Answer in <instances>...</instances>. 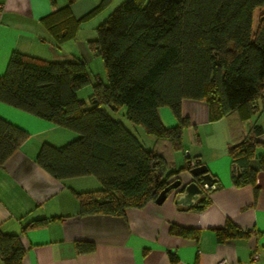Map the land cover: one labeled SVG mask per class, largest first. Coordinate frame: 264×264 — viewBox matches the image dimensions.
<instances>
[{
	"label": "trees",
	"instance_id": "16d2710c",
	"mask_svg": "<svg viewBox=\"0 0 264 264\" xmlns=\"http://www.w3.org/2000/svg\"><path fill=\"white\" fill-rule=\"evenodd\" d=\"M75 1L67 0L65 7L43 19L57 44L74 38L82 22L102 13L112 0H102L78 20L70 11ZM88 49L102 58L105 82L92 77L83 61L55 63L18 52L0 75L1 103L78 135L59 147L42 145L36 163L60 181L85 176L99 181L100 189L76 194L81 216L123 217L129 208L154 202L181 170L203 166L195 159L194 166L169 168L162 154L145 148L103 106L112 112L125 108L131 125L172 150L180 149L182 130L189 125L181 115L183 100L204 101L211 121L231 113L245 120L264 111V0H126L96 27ZM88 84L92 93L86 101L77 93ZM160 108L171 111L175 127H163ZM261 135L255 124L247 136L227 147L235 187L255 188L257 175L264 172V153L257 152L264 147ZM28 136L0 117V167ZM207 192L191 209L200 211L210 204ZM54 219L31 221L25 229ZM170 233L197 235L177 226H171ZM215 235L224 243L249 232L227 223ZM76 249L89 253L94 245L79 242ZM23 255L20 235L0 229V261L21 264Z\"/></svg>",
	"mask_w": 264,
	"mask_h": 264
},
{
	"label": "crops",
	"instance_id": "0c3cea01",
	"mask_svg": "<svg viewBox=\"0 0 264 264\" xmlns=\"http://www.w3.org/2000/svg\"><path fill=\"white\" fill-rule=\"evenodd\" d=\"M101 2L76 0L71 14L78 20ZM66 5L67 0H0V75L14 52L55 63H88L94 54L88 42L95 40L96 27L111 12L106 8L109 13L99 14L102 22L98 17L90 19L92 25L81 24L74 38L57 44L43 19ZM88 30H93L91 36H85ZM181 115L189 125L182 130L180 149L172 150L147 134L140 141L162 154L173 170L187 163L194 166L198 159L217 180L218 185L205 194L210 204L200 211L175 204L177 191L194 180L188 170H181L173 178L181 186L161 205L152 202L142 209L129 208L123 217L81 216L76 194L100 189L99 181L94 176L60 181L36 163L42 145L59 147L78 135L0 102V117L29 135L0 167V229L20 235L21 264H217L220 260L250 264L255 251L260 256L256 264H264V172L257 175L255 188L235 187L227 156V147L247 136L255 124L262 129L259 140L264 145V111L245 120L231 113L211 121L204 101L183 100ZM158 116L165 129L178 124L167 108H160ZM257 152L264 153V147ZM251 166L257 168L256 162ZM52 217L44 226L25 229L31 221ZM227 223L249 235L218 243L215 232ZM171 226L194 230L197 235L175 236ZM79 242L93 244L94 250L79 253Z\"/></svg>",
	"mask_w": 264,
	"mask_h": 264
},
{
	"label": "water",
	"instance_id": "95a60500",
	"mask_svg": "<svg viewBox=\"0 0 264 264\" xmlns=\"http://www.w3.org/2000/svg\"><path fill=\"white\" fill-rule=\"evenodd\" d=\"M189 173L193 176L194 180L187 184L182 189L178 190L181 186V182L179 180H175L158 195L155 199L154 203L157 205H161L167 198L168 194L173 191H177V196L175 198V204L179 207L183 208H192L198 204L200 199L204 195L203 188H212L216 184L217 180L213 178L209 173H207V169L205 166H195L193 167ZM239 175L237 169V176ZM195 178H198L196 181Z\"/></svg>",
	"mask_w": 264,
	"mask_h": 264
},
{
	"label": "rangeland",
	"instance_id": "374dc122",
	"mask_svg": "<svg viewBox=\"0 0 264 264\" xmlns=\"http://www.w3.org/2000/svg\"><path fill=\"white\" fill-rule=\"evenodd\" d=\"M124 1H126V0H112V4L110 5V7L107 8V9H109L108 11L109 12L114 11V9L117 8ZM105 11H107V10H105ZM96 18H97V21H98V19H100L101 20V21L99 20L100 22H102V20H104V19H101V15H97L94 19H96ZM88 23H89V25H92L93 22H90V21L89 22L88 21L86 22V21H84V22H82V25H87ZM97 24H99V23H97ZM256 26H257V24H256V20H255V23H254V26H253V31L256 30ZM87 32L88 33L85 36H87V35L91 36V32H93V30H90V32L88 30ZM94 35L96 37V29L94 31ZM87 68H88V70L90 72V75L92 77L95 76L98 79L102 80L103 82L106 81V78H105L106 74H105V69H104L103 61H102V58L99 55H95V54H92L91 55V58L89 59V61L87 63ZM91 93H92V86L88 84V85L82 87L78 91L77 94H78V97L80 99H83V100H86L87 101L88 98H89V96L91 95ZM103 109L106 110L115 119L120 120L122 123H124L126 125V127L129 128V130L132 131L133 134L139 139V141H140V138L141 139L142 138L143 139L145 138L144 135H146V134H144V132H143V130L141 128H138V127H135V126L131 125L130 122H128L125 119V117H124L125 108H122L118 112H112L108 107H105V106H103ZM149 139H154V138H153V136H149ZM145 142H146V140H145ZM160 148H162V147L161 146L157 147V149H160Z\"/></svg>",
	"mask_w": 264,
	"mask_h": 264
},
{
	"label": "built area",
	"instance_id": "2783aa9c",
	"mask_svg": "<svg viewBox=\"0 0 264 264\" xmlns=\"http://www.w3.org/2000/svg\"><path fill=\"white\" fill-rule=\"evenodd\" d=\"M209 189L211 188H207V187H204L203 188V191L206 192L208 191ZM260 259V256L259 254L255 251L252 255H251V261H250V264H256V262H258ZM217 264H234V263H231L227 260H220Z\"/></svg>",
	"mask_w": 264,
	"mask_h": 264
}]
</instances>
